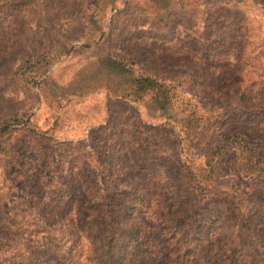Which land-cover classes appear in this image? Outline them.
Here are the masks:
<instances>
[{
    "label": "rangeland",
    "instance_id": "374dc122",
    "mask_svg": "<svg viewBox=\"0 0 264 264\" xmlns=\"http://www.w3.org/2000/svg\"><path fill=\"white\" fill-rule=\"evenodd\" d=\"M90 1L0 0V238L19 252L38 248L49 226L67 249L76 207L97 188L117 194L122 218L146 188L158 202L186 162L204 165L217 136L257 122L214 92L264 91L263 6ZM109 59L134 78L161 76L173 105L163 109L160 92L121 97L131 79Z\"/></svg>",
    "mask_w": 264,
    "mask_h": 264
},
{
    "label": "trees",
    "instance_id": "16d2710c",
    "mask_svg": "<svg viewBox=\"0 0 264 264\" xmlns=\"http://www.w3.org/2000/svg\"><path fill=\"white\" fill-rule=\"evenodd\" d=\"M254 1L264 7V0ZM232 33L237 39L238 32ZM230 57L240 58L237 51ZM106 64L130 76L121 97L137 101L153 92L170 93L161 76L134 78L124 63L109 59ZM227 88L214 93L231 101L234 111H249L245 114L257 119L252 130L217 136L201 168L186 162L179 184L160 192L158 202L148 199L153 194L146 188L127 218L116 213L117 194L97 188L92 204L76 207L67 249L54 246L48 236L55 232L52 226L42 228L53 230L42 231L34 251L19 252L11 240L0 238V264H264V91ZM164 102L163 109L173 105L169 95Z\"/></svg>",
    "mask_w": 264,
    "mask_h": 264
}]
</instances>
